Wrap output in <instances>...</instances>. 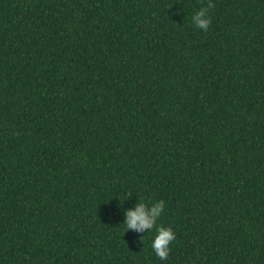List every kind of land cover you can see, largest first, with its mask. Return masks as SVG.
<instances>
[{"label":"trees","instance_id":"16d2710c","mask_svg":"<svg viewBox=\"0 0 264 264\" xmlns=\"http://www.w3.org/2000/svg\"><path fill=\"white\" fill-rule=\"evenodd\" d=\"M207 3L0 0V264H264V0Z\"/></svg>","mask_w":264,"mask_h":264},{"label":"clouds","instance_id":"9594fccd","mask_svg":"<svg viewBox=\"0 0 264 264\" xmlns=\"http://www.w3.org/2000/svg\"><path fill=\"white\" fill-rule=\"evenodd\" d=\"M213 0H208L206 6H201L191 15V23L198 29L207 32L212 19L210 9ZM125 200V199H124ZM165 212V201L163 199L150 202L140 199L133 206L123 209V224L126 230L136 233H149L152 235L150 247L160 260H166L170 253V245L176 239V232L171 226L159 223Z\"/></svg>","mask_w":264,"mask_h":264}]
</instances>
